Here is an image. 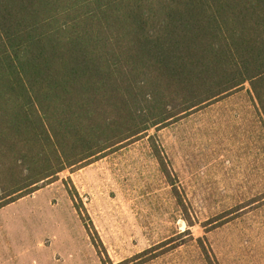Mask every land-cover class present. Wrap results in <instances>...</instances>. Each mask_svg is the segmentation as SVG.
Listing matches in <instances>:
<instances>
[{
  "label": "trees",
  "instance_id": "16d2710c",
  "mask_svg": "<svg viewBox=\"0 0 264 264\" xmlns=\"http://www.w3.org/2000/svg\"><path fill=\"white\" fill-rule=\"evenodd\" d=\"M245 89L264 0H0V208Z\"/></svg>",
  "mask_w": 264,
  "mask_h": 264
},
{
  "label": "rangeland",
  "instance_id": "374dc122",
  "mask_svg": "<svg viewBox=\"0 0 264 264\" xmlns=\"http://www.w3.org/2000/svg\"><path fill=\"white\" fill-rule=\"evenodd\" d=\"M252 107L245 89L150 130L167 171L147 136L0 208V264H264Z\"/></svg>",
  "mask_w": 264,
  "mask_h": 264
},
{
  "label": "crops",
  "instance_id": "0c3cea01",
  "mask_svg": "<svg viewBox=\"0 0 264 264\" xmlns=\"http://www.w3.org/2000/svg\"><path fill=\"white\" fill-rule=\"evenodd\" d=\"M252 105H253V103H252ZM252 108H254V106ZM254 112L256 114L255 108H254ZM256 116L259 119L262 127L264 128V126H263V124L261 122V119L259 118V116L257 114H256ZM256 137L258 139H261V140L255 142L257 145H249V146H247V149L249 150V152L253 151L257 155H259L260 159H264V156H263V154H264V130L263 131H258ZM261 172L264 174V168L261 169Z\"/></svg>",
  "mask_w": 264,
  "mask_h": 264
}]
</instances>
